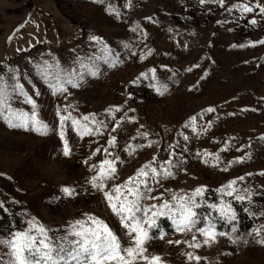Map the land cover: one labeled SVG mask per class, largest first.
<instances>
[{
  "label": "rangeland",
  "instance_id": "1",
  "mask_svg": "<svg viewBox=\"0 0 264 264\" xmlns=\"http://www.w3.org/2000/svg\"><path fill=\"white\" fill-rule=\"evenodd\" d=\"M257 3L264 6V0H205L203 5L199 0H0V75L8 78L9 69L18 71L25 91L37 101L38 118L48 125L40 135L0 119V239L24 230L29 220L63 235L69 222L95 216L121 238L122 246L132 244L103 194L89 183L104 159L119 156L107 191L113 184H127L148 164L161 178L148 180L152 191L143 192L144 207L173 203V196L203 188V203L195 209L201 217L216 218L207 205L222 201L237 213V243L218 235L205 243L195 229L177 232L167 217H158L146 255L159 256L162 264H264V244L257 243L264 239V44L258 43L264 40V17L257 8L243 15L233 8ZM90 35L118 54V62L102 65L96 78L88 77L76 89L68 85L59 98L53 97L32 63L54 62L55 57L69 67L77 56H93ZM151 69L157 84L167 85L160 88L163 94L149 85ZM22 99L13 94V107L30 114ZM210 107L215 111L208 113ZM57 109L69 117L64 124L68 156L59 139ZM86 115L88 122L83 121ZM193 116L197 119L185 128ZM96 120L105 121L99 132ZM145 131L149 135L142 138ZM177 143L188 150H173ZM169 168L172 175L164 178ZM233 181L228 196L223 189ZM66 187L73 196L63 194ZM237 192L244 201L235 200ZM213 222L217 233H231L233 222ZM203 226L198 221L197 227Z\"/></svg>",
  "mask_w": 264,
  "mask_h": 264
},
{
  "label": "snow or ice",
  "instance_id": "2",
  "mask_svg": "<svg viewBox=\"0 0 264 264\" xmlns=\"http://www.w3.org/2000/svg\"><path fill=\"white\" fill-rule=\"evenodd\" d=\"M97 3H102L103 0H96ZM203 5L205 0H199ZM223 4V0H220ZM127 6H131L130 4ZM233 8H239L241 14L253 12V8L259 10L261 17H264V6L257 3L255 5L239 4L233 5ZM232 9H229L231 11ZM107 11H111V6ZM257 21H249L250 24H255ZM171 31V30H170ZM90 44L94 47L95 55L80 57L77 56L75 61L71 62L69 67H63L55 57H52L54 62H49L48 59H43L40 62L32 63L33 68L39 75L43 84L47 86L53 97L59 96L67 91V86L71 85L73 89L79 88L83 83H86L88 77L96 78L102 72V65L114 67L118 62V54L113 53V50L103 43L99 36L90 35L88 38ZM264 44V40L258 41ZM99 44L100 47L96 48L95 45ZM125 49H129L128 44H124ZM135 55V53H131ZM50 55V54H49ZM143 59V56H141ZM75 64L79 65V71L75 68ZM195 67H200L196 65ZM191 70V69H189ZM153 76L149 82L150 87L156 89L158 94H163L160 88L165 90L167 85H158L156 70L151 69ZM9 76L6 78L0 75V119L12 128H22L24 130H31L40 135H45L48 130V125L38 118V104L33 96L25 91L24 86L20 82V75L18 71L9 69ZM201 79H204L202 76ZM11 81L9 83L8 81ZM135 83V82H134ZM35 96H40L39 90L33 89ZM13 94L17 98L22 97V103L30 106L31 113L29 114L22 109L14 108L12 104ZM109 112L112 110L109 109ZM119 112L120 109H115ZM208 113L215 111L214 108L206 109ZM201 115H203L201 113ZM56 117L59 119V139L63 143V155H70L69 144L65 138L64 124L69 119L61 114L57 109ZM89 116H84L83 121L88 122ZM94 119V118H93ZM132 119H135L134 117ZM197 117L190 118L189 123L184 125L185 128L191 127ZM72 126L76 131L80 132L81 127L77 125L76 119H72ZM97 127L96 132H99L101 127L105 126L104 120L95 121ZM88 125H83L87 129ZM148 132L141 133L142 138H147ZM182 135V134H181ZM264 139V137H262ZM115 137L109 139L108 143L111 146ZM189 140L188 136H184V141ZM173 150L181 149L182 152L187 151V145L180 143L171 146ZM127 151V149H125ZM106 156L111 155L105 149ZM131 154V153H129ZM92 155H95L93 153ZM175 156V151L171 153ZM120 159L115 156L113 159H104L101 162L99 171L92 176L89 181L91 188L101 192L104 199L107 201L108 207L112 213L119 218V223L123 230H126L127 239L132 241V244L122 246V240L116 233L109 227L103 220L95 216H88L85 219H76L69 222L64 234L60 235L59 230L45 228L42 224L37 225L33 220L27 221V227L24 230L10 231L7 238L0 239V264H136L138 260L144 261V264H162L161 258L157 255H146V242L153 237L149 236L151 229L158 228L157 218L167 217L171 224L175 227L177 232L187 233L193 229L199 232L204 238L205 243L214 236H228L232 243H237L241 240L239 236L233 235L237 233V226L234 223L237 220V213L231 204H208L209 209L217 212L219 220L225 223L233 222L231 224V233L216 232V224L214 219L209 216L201 217L195 209L199 208L203 203L205 190L203 188H196L190 196L172 197L173 203H159L152 205L151 209L144 207L142 204L143 192L152 191L147 187L148 180H158L161 178L159 170L152 165H144L135 177H130L129 182L125 185L113 184L111 191L105 190L108 180H115V161ZM155 160V157L153 158ZM182 162V161H181ZM207 164V161H204ZM171 167V161H169ZM90 171H95L93 166ZM172 172L170 168L165 170L164 178L171 177ZM143 177V179H141ZM235 182H230L223 192L228 196L233 195V191L229 189ZM144 189H141V185ZM67 197L74 195V190L71 188H63L61 190ZM251 193H249V197ZM199 197V201L197 200ZM243 195L236 194V201H244ZM251 200L249 199V203ZM3 207V205H0ZM250 213V209H245ZM149 213H151L149 215ZM198 221H202L204 226L197 227ZM147 225V227H145ZM257 235L260 232L253 230ZM134 234V235H133ZM161 237L164 235L160 233ZM74 237V238H73ZM196 237L193 236V240ZM169 244L173 241H168ZM180 244L179 240L175 241ZM257 243L264 244V239L258 240ZM134 244V246H133ZM199 245H192L198 247ZM190 259L199 260V256L193 257L192 253H188Z\"/></svg>",
  "mask_w": 264,
  "mask_h": 264
}]
</instances>
